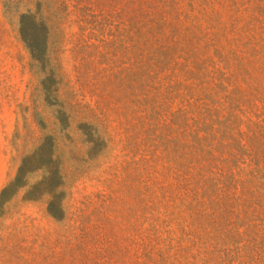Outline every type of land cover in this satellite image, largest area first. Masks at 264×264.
<instances>
[{"label": "rangeland", "instance_id": "374dc122", "mask_svg": "<svg viewBox=\"0 0 264 264\" xmlns=\"http://www.w3.org/2000/svg\"><path fill=\"white\" fill-rule=\"evenodd\" d=\"M0 264H264V0H0Z\"/></svg>", "mask_w": 264, "mask_h": 264}, {"label": "trees", "instance_id": "16d2710c", "mask_svg": "<svg viewBox=\"0 0 264 264\" xmlns=\"http://www.w3.org/2000/svg\"><path fill=\"white\" fill-rule=\"evenodd\" d=\"M25 44L28 46L30 44V42L29 41H25Z\"/></svg>", "mask_w": 264, "mask_h": 264}]
</instances>
